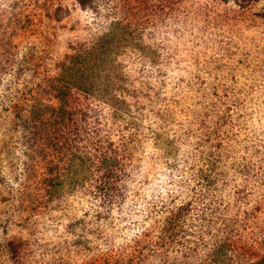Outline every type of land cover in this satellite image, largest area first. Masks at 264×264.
<instances>
[{"label":"rangeland","instance_id":"obj_1","mask_svg":"<svg viewBox=\"0 0 264 264\" xmlns=\"http://www.w3.org/2000/svg\"><path fill=\"white\" fill-rule=\"evenodd\" d=\"M262 259L264 0H0V264Z\"/></svg>","mask_w":264,"mask_h":264},{"label":"trees","instance_id":"obj_2","mask_svg":"<svg viewBox=\"0 0 264 264\" xmlns=\"http://www.w3.org/2000/svg\"><path fill=\"white\" fill-rule=\"evenodd\" d=\"M82 1V0H81ZM60 91V93L62 94V95H65L66 94V91L67 90H59ZM59 130V129H58ZM184 210V207H181L180 208V210ZM251 264H264V259H262V260H259L258 262L256 261V262H253V263H251Z\"/></svg>","mask_w":264,"mask_h":264}]
</instances>
